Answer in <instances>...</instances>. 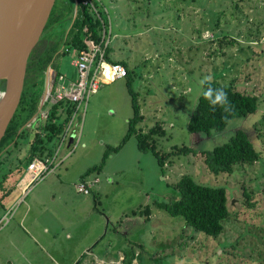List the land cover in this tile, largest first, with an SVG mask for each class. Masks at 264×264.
I'll return each instance as SVG.
<instances>
[{
    "label": "rangeland",
    "instance_id": "1",
    "mask_svg": "<svg viewBox=\"0 0 264 264\" xmlns=\"http://www.w3.org/2000/svg\"><path fill=\"white\" fill-rule=\"evenodd\" d=\"M97 1L107 12L109 44L116 40L124 48L126 41L130 48L122 49V53L129 54L130 86L143 116L138 125L144 130L160 124L162 133L153 136L159 152L181 145L192 150L172 153L169 161L159 166L149 150L136 147L132 134L117 150L107 153L100 170L89 173L97 178L98 187L86 194L74 192L86 196L94 208L108 215L107 231L96 247L108 246L116 255V248L123 246L121 240L126 241L122 247L124 256L137 252L133 264H264V0ZM70 3L53 0L50 10L59 9L61 16L57 21L48 20L43 30L42 36L59 45L72 15ZM214 31H222L224 36L216 38ZM72 56V51L55 56L48 77L63 67L73 70ZM106 69L104 60L97 75L107 76ZM208 76L255 94L256 108L229 119L221 129H210L208 133L188 131V115L201 91V81ZM44 79L42 70L36 82L40 96ZM126 80L127 76H121L99 82L88 93L71 124L76 123V129L77 124L80 127L77 144L65 148L63 143L57 154L58 159H63L53 171L36 181L25 175L21 187L32 183L31 187L38 188L43 182L44 187H51L52 178L81 173L99 161L107 145L120 141L131 114ZM36 122L37 119L26 126L27 136L19 139L13 156H25L32 131L40 124ZM236 129L246 132L258 157L253 162L234 163L229 172H210L201 151L226 141ZM69 149L72 150L64 157ZM24 171L25 168L22 175ZM182 173L200 183L224 186L228 215L216 236L194 230L179 215H170L152 204L154 200L176 196L174 182ZM5 186L7 180L2 183ZM43 196L47 199V191ZM56 202V198L47 199L46 205H58ZM23 203L15 210L24 208ZM145 206L150 207L147 219L142 212ZM132 209L135 214H129ZM1 211L0 207V214ZM40 212L43 211H39L41 218L49 220L48 212ZM13 218L16 214L5 227L0 223V239L11 231ZM90 228L81 224L78 232H89Z\"/></svg>",
    "mask_w": 264,
    "mask_h": 264
},
{
    "label": "trees",
    "instance_id": "2",
    "mask_svg": "<svg viewBox=\"0 0 264 264\" xmlns=\"http://www.w3.org/2000/svg\"><path fill=\"white\" fill-rule=\"evenodd\" d=\"M70 2L71 5L69 7L73 5V0H70ZM76 2L75 15L64 31L61 44L59 45L53 39L48 43L43 40L42 43L39 42L33 46L27 56L19 101L0 138V170L3 165L1 158L12 155L13 149L20 142L19 139L27 136L26 126L22 128L20 126L32 115L37 106L40 96V91L36 85L39 72L44 70L47 64L51 67V60L53 61L55 56L66 51H74L75 49L86 50L90 43L99 40L101 25H105L106 22V9L97 0H93L97 16L87 4H83L81 0H76ZM60 16L59 9H51L44 27L47 25L48 20L50 22L57 21ZM214 34L217 38L222 36L223 33L222 31L220 33L214 31ZM107 50L108 46L105 48V56ZM120 63L126 69L124 76H127L126 88L131 105V114L126 121V130L120 141L113 146L107 145L99 161L86 167L79 177L91 171H99L107 153L117 150L132 134L136 137V147L141 151L149 150L155 156L159 166L169 161V155L172 153L192 150L190 146L186 145L174 146L170 150L162 152L156 149L153 136L157 133L158 135L162 133L160 124L155 123L144 130L138 125L143 116L136 100V92L130 86L131 69L123 61H120ZM57 74L58 72L53 70L51 77H48L49 82H52ZM208 86V84L202 85L196 103L188 115L186 124L188 131L208 133L210 129H221L229 119L244 116L256 108L257 97L255 94L239 90L231 82L220 83L212 79L210 86L214 89L223 88L227 93L231 106V110L228 113H225L224 109L219 106L213 110V107L203 96V92ZM71 109L72 103L64 98L50 103L46 118L41 124L36 125V129L32 131L25 156L18 159L23 160L26 164L34 155L50 154L54 138L65 126ZM201 152L204 154L203 162L205 166L212 173L229 172L234 163L253 162L258 157V151L242 129H236L226 141ZM174 187L177 192L175 197L170 200H154L152 204L170 215H179L185 225L191 226L194 230L216 236L222 230L223 220L228 215L224 186L200 183L195 181L190 174L182 173L174 182ZM142 212L145 213L144 219H147L150 207L145 206ZM135 213L136 210L134 209L129 212V214ZM133 257V253L126 257L124 256L122 264H129Z\"/></svg>",
    "mask_w": 264,
    "mask_h": 264
},
{
    "label": "crops",
    "instance_id": "3",
    "mask_svg": "<svg viewBox=\"0 0 264 264\" xmlns=\"http://www.w3.org/2000/svg\"><path fill=\"white\" fill-rule=\"evenodd\" d=\"M115 42L113 41V45H107L105 60L107 62L123 61L130 68L129 54L122 53V49L129 50V46L126 41L124 48ZM71 65L73 66L72 63ZM67 67H63V70L58 72V74H62L64 82L75 79L74 66L71 71H68ZM69 137L71 141L73 137ZM78 139L79 136L77 141L73 140L75 145ZM20 146L23 147V144ZM69 152L67 151L65 156ZM62 159L58 160L57 164ZM1 160L3 165L0 170V207L3 211L0 214V223H4L5 227L13 214H16V219L13 218L15 224L12 225L11 231L3 234L2 239H0V264H75L76 262L77 264H122L124 259L122 247L126 241L121 240L123 246L116 248V255L111 254L108 246L96 247V244L107 231L109 220L108 215L102 214L94 208L86 196L75 194L79 193L74 187L75 181L83 171L81 173L76 172L71 177H68L70 174L63 173L62 178H52V181L50 180L52 182L51 187L50 185L44 187V182L38 188H34L37 186L31 187L32 183H27L21 187V178L25 175L33 176L26 170L24 161L19 160L15 155L3 156ZM24 168L25 171L22 175L21 172ZM14 176L17 178L13 179ZM84 176L93 175L88 173ZM5 180H7V186L2 187ZM97 187V184L93 185L90 192ZM45 191H47V199L54 200L56 198L58 205H46L47 199L43 196ZM22 202H25L23 203L24 208L22 207L20 211L15 210ZM39 211H43L40 212L43 214L45 211L48 212L49 220L48 218H46L47 220L41 218ZM81 224H85L87 228L91 225L89 232L85 230L79 233L78 227ZM113 232L116 231L113 229ZM133 254L137 255V252L136 254L133 252ZM133 259L136 260L133 257L129 264H133Z\"/></svg>",
    "mask_w": 264,
    "mask_h": 264
},
{
    "label": "built area",
    "instance_id": "4",
    "mask_svg": "<svg viewBox=\"0 0 264 264\" xmlns=\"http://www.w3.org/2000/svg\"><path fill=\"white\" fill-rule=\"evenodd\" d=\"M81 2L87 4L90 10L98 16L94 9L93 0H81ZM109 42L110 33L108 20L105 25H101L100 37L97 42L90 43L86 50L75 49L72 51L73 56L71 58V63L75 69V79L64 82L62 74H57L52 82L48 80V87L42 104L26 125L29 126L35 119H37L36 124H41L47 116L49 104L58 99L64 98L71 102L72 109L65 126L54 138L51 153L48 155H34L26 163V170L33 175L34 180L39 179L45 173L51 171L54 165L57 164L58 160H60L57 158V154L63 143H65V147L69 148L71 145H75V141H77L80 134V127L77 124L76 129V123H74L73 126H71V124L75 118L78 105L86 98L88 93L94 91L99 82L109 81L126 74V69L120 62L112 61L107 62V76L101 77L97 75L101 62L105 60V48ZM69 136H72L74 139L72 138L71 141H68ZM70 150L71 149H69L68 152ZM96 181L97 178H95V176H82L75 181L74 187L79 192L88 193Z\"/></svg>",
    "mask_w": 264,
    "mask_h": 264
},
{
    "label": "water",
    "instance_id": "5",
    "mask_svg": "<svg viewBox=\"0 0 264 264\" xmlns=\"http://www.w3.org/2000/svg\"><path fill=\"white\" fill-rule=\"evenodd\" d=\"M53 0H0V138L20 97L27 56L38 39ZM77 2L73 0V19ZM48 68L44 69V86L36 110L48 87ZM32 114V115H33ZM32 115L20 128L26 126ZM70 141V137L68 139Z\"/></svg>",
    "mask_w": 264,
    "mask_h": 264
},
{
    "label": "clouds",
    "instance_id": "6",
    "mask_svg": "<svg viewBox=\"0 0 264 264\" xmlns=\"http://www.w3.org/2000/svg\"><path fill=\"white\" fill-rule=\"evenodd\" d=\"M212 80L211 76L205 77L204 80L201 81V85L208 84L209 86L203 92V96L206 100H208L209 104L213 107V110L219 106L224 109L225 113H228L231 110L230 102L228 100L227 93L223 90V88H212L210 86V82ZM3 94L0 93V96ZM112 182V178L109 177V183Z\"/></svg>",
    "mask_w": 264,
    "mask_h": 264
},
{
    "label": "flooded vegetation",
    "instance_id": "7",
    "mask_svg": "<svg viewBox=\"0 0 264 264\" xmlns=\"http://www.w3.org/2000/svg\"><path fill=\"white\" fill-rule=\"evenodd\" d=\"M48 24L49 23H47V25L44 27L43 26V29H42V31H41V33H40V35H39V37H38V39L36 40V42H35V44L33 45V46H35L37 43H42L43 42V40H44V42H46V43H48L49 41H51L49 38H47V37H45V35L44 36H42L43 35V30L48 26ZM43 37V38H42ZM1 151V150H0Z\"/></svg>",
    "mask_w": 264,
    "mask_h": 264
}]
</instances>
